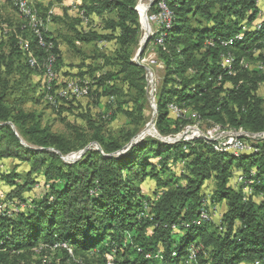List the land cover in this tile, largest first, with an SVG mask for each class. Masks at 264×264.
I'll list each match as a JSON object with an SVG mask.
<instances>
[{"label": "trees", "instance_id": "16d2710c", "mask_svg": "<svg viewBox=\"0 0 264 264\" xmlns=\"http://www.w3.org/2000/svg\"><path fill=\"white\" fill-rule=\"evenodd\" d=\"M161 1L170 16L155 35L163 38L155 47L162 64L154 95L158 136H140L148 95L145 68L132 61L140 31L137 0H81L86 15L114 12L104 19L109 33L83 32L69 24L77 40L117 42L111 58L102 56L116 69L94 77V85L127 118L120 136L104 133L89 116V138L52 132L39 112L23 108L45 99L42 82H28L32 72L42 70L28 65L16 34L10 35L7 53L0 42V160L29 165L22 183L14 181L15 169L3 176L13 186L6 196L24 202L22 193L37 175L48 185V192L25 210L0 211V264H39L31 261L35 249L62 251L74 264H91L93 258L95 264H107L108 258L113 264H183L191 247L196 252L191 264H264V138L243 136L250 150L239 155L216 151L203 138L163 140L186 122L183 114L169 117L171 103L188 107L209 127L264 133V99L257 93L264 82V23L252 25L257 0H154L151 7ZM16 18L17 34L30 39L41 63L42 49L30 33L19 31ZM54 21L63 19L53 16ZM46 36L53 42L57 70V44L50 32ZM227 54L233 75L220 64ZM241 60L250 68L240 66ZM91 141L101 151L89 147L77 160H63ZM176 165L179 175L172 171ZM236 173L241 177L237 189L230 185ZM146 178L155 182L151 195L140 187ZM207 180L213 188L206 194ZM218 203L225 204L219 225L195 224L202 208Z\"/></svg>", "mask_w": 264, "mask_h": 264}, {"label": "rangeland", "instance_id": "374dc122", "mask_svg": "<svg viewBox=\"0 0 264 264\" xmlns=\"http://www.w3.org/2000/svg\"><path fill=\"white\" fill-rule=\"evenodd\" d=\"M69 1L70 3H68ZM153 1L154 0H137L136 9L138 11L139 21L140 19L144 20L146 16L149 17L156 12L157 6L151 7ZM263 1L264 0H257L256 6L258 8V13L252 25L260 22L264 16ZM67 3L70 4L71 7H67ZM42 4V6H53L55 9L54 16L61 17L63 19V21L59 22L54 21L51 26H49L50 35L55 39L58 54L60 56L59 64L57 65L58 67L56 70L57 78H59L62 82L66 79L79 80L83 84H88L90 92L85 96L58 99L55 104L49 103L46 99L39 101L38 104L28 102L24 104L23 108L25 110L35 109L43 116L42 122H47L50 125L52 132L62 134L66 138H77V134L85 136V138H89L91 136L93 130L89 127L86 121V116H89L96 121L104 133L110 132L111 134L120 136L121 131H125V128L127 127V118L122 113L116 111V104H113L114 99H110L105 96L100 97L98 95L99 91H97L94 85V77H97L106 71H114L116 69V66L107 64L106 60L102 56L111 58L114 51L118 49L117 42L115 40L106 41L101 39L89 43L83 42L74 37V33L69 26L70 23H73L77 30L106 34L109 33V30L105 28L104 19L113 18L115 16L114 12L104 14L102 16L92 14L86 15L83 10L81 0H62L60 2L56 0H42ZM142 8H144L143 11ZM82 11L83 14H81ZM16 20L17 18L13 10L7 5H2L0 9V42H2L3 50L6 53L9 50L10 35L13 34L14 31L12 30L16 27ZM1 25L8 26V28H12V30L7 31V33H3ZM145 26L146 28L143 29ZM159 26L160 22H158L157 19L150 20L147 24L146 22H143V25L140 24L138 45L132 56L133 62H135L134 57L138 53L140 45L145 40L144 38H148L146 42L147 45L149 38L155 36L159 31ZM146 45L141 51V54H143L146 49L145 52L147 54H152L151 58L157 59L155 51L156 48L153 46L152 42H150L147 47ZM20 60L21 63H23L24 59L20 58ZM149 65L153 76H146L148 98L147 105L143 113L145 124L141 129L140 136H158V133L154 131L156 116L154 95L162 76V66H158L157 63H149ZM262 72L264 73V69ZM14 75L12 76L16 79L19 76L15 73ZM29 76L28 82L30 84H36L39 81H43V72H32ZM257 93L264 99V82L259 85ZM12 98L13 97H11L10 100H12ZM46 102H48V105ZM182 112L186 122L182 125L181 131H183L187 126H192L196 123V120L188 107H184ZM168 114L172 119L177 118L173 112L169 111ZM208 128V123L202 120L200 123V130L204 132ZM89 147L97 149L98 146L95 142L91 141L86 146V148ZM82 151L83 150L66 154L63 158L69 161L75 160L76 158L78 159L80 157L79 154ZM155 160L156 159L154 158L152 159V161ZM13 169H15V172L19 173V177H15L14 181L22 183L24 178L23 175L29 169V165L27 163H18V161L14 159L0 160V201L8 212L25 210L33 201L40 200L43 195L48 192V185L45 183V180L41 175H37L33 179V185L22 193L21 198L25 200L24 202L18 197L11 199L8 198L6 194L13 189V186H10L3 176L12 172ZM172 169L176 175H179L181 172V166L179 165L173 166ZM178 183L182 184L183 181L178 180ZM230 185L236 189L241 186L237 173L233 174L230 179ZM140 187L143 193L151 195L155 188V182L150 178H146L140 184ZM212 188V180H207L205 181L202 190L207 194ZM20 204H23L22 208L20 207ZM224 210V203H218L217 205L210 206L211 223L219 225ZM31 259V261L39 264H74L72 260L64 257V253L62 251L55 249L43 250V252L42 250L35 249ZM94 260H96V258H93L91 264H95ZM30 264L35 263L30 262Z\"/></svg>", "mask_w": 264, "mask_h": 264}, {"label": "built area", "instance_id": "2783aa9c", "mask_svg": "<svg viewBox=\"0 0 264 264\" xmlns=\"http://www.w3.org/2000/svg\"><path fill=\"white\" fill-rule=\"evenodd\" d=\"M68 3H70V1ZM68 3L67 7H71ZM262 4L264 6V1ZM2 5H7L14 11L15 15L20 19V24L17 26L19 28V31L21 33H30L35 45L41 48L43 51V58L41 60V63H39L31 50L30 39L23 37L21 34H17L16 28L12 30V28H8V26L1 25L3 33H7V31L10 30L14 31L13 33L16 34L15 38L17 40V44L24 52L28 65L31 68H39L42 70V84L43 90L45 92L44 98L49 103L55 104L58 99H68L72 97L87 95L89 93L88 84H83L79 80L74 79L63 80L62 84H60L61 80L57 78V73L55 70L56 55L53 52V42L46 36V33L49 32V26H51L52 18L55 14V9L53 8V6H42V0H0V9ZM143 10L144 8H142V11ZM81 14H83V11L81 12ZM169 16V11L167 10L164 2L161 1L157 5V10L155 13H153V15H150L149 17L146 16L144 20L140 19L141 22H139L141 25H143V22H146L147 24V22H149L150 20L157 19L158 22H160V25L165 24L166 26ZM262 23H264V16L260 22L255 24V27L260 28ZM145 28L146 26L143 29ZM237 38H240V36H237ZM162 41V36L158 35L155 36L154 40H152L151 42L153 46L156 47L157 45L161 44ZM149 43L150 42H148L147 45ZM144 52L143 54L137 53L134 57V61L135 63L140 64L145 68V76H153L149 63H157L158 66H162V64L157 59L151 58V53L147 54L146 52ZM232 61V57L228 54L221 56L220 64L222 67L228 69L227 73L230 75L234 74V71L231 68ZM239 64L243 68H250V64L248 62H244L243 60H241ZM168 109L170 112H173L176 117H180L183 114L182 109L174 103L169 104ZM193 116L195 117L196 115L193 114ZM195 120L196 123L194 125L187 126L183 131L172 136H167L163 138V140L165 142L173 143L178 140L189 141L197 138H203L205 140L213 142V148L216 151L231 152L234 155H239V153L250 150V146L246 143L245 140H243V136L251 140L264 138V133L250 134L242 131L222 128L220 125H212L207 130L202 132L200 130L201 120L199 119V117H196ZM63 160L66 162H73L77 160V158L72 161L64 158ZM239 180H241V177H239ZM1 203L2 202L0 201V211L5 209L3 204ZM207 203L208 200H204L203 206L207 205ZM20 207L22 208L23 204H20ZM210 217V209L207 210L202 208L199 212L198 219L195 221V224L199 225L202 222L208 221L210 220ZM62 247L65 248V245L63 244ZM68 251L70 252L69 248ZM195 253L196 252L194 248L191 247L189 249L188 257L183 264H191L192 260L194 259ZM107 264H113L110 258H108Z\"/></svg>", "mask_w": 264, "mask_h": 264}, {"label": "water", "instance_id": "95a60500", "mask_svg": "<svg viewBox=\"0 0 264 264\" xmlns=\"http://www.w3.org/2000/svg\"><path fill=\"white\" fill-rule=\"evenodd\" d=\"M147 40H148V38H145L143 44L140 45L139 50H138V53H141V51L143 50V48H144L145 43L147 42ZM97 146H98V147H97V150L101 151L99 145H97ZM86 149H87V148H85V149L79 154V156H81L82 153H83Z\"/></svg>", "mask_w": 264, "mask_h": 264}, {"label": "bare ground", "instance_id": "6f19581e", "mask_svg": "<svg viewBox=\"0 0 264 264\" xmlns=\"http://www.w3.org/2000/svg\"><path fill=\"white\" fill-rule=\"evenodd\" d=\"M145 23V22H144Z\"/></svg>", "mask_w": 264, "mask_h": 264}]
</instances>
